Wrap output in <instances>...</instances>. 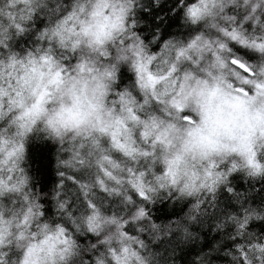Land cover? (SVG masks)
<instances>
[{
	"label": "clouds",
	"instance_id": "1",
	"mask_svg": "<svg viewBox=\"0 0 264 264\" xmlns=\"http://www.w3.org/2000/svg\"><path fill=\"white\" fill-rule=\"evenodd\" d=\"M0 264H264V0H0Z\"/></svg>",
	"mask_w": 264,
	"mask_h": 264
}]
</instances>
